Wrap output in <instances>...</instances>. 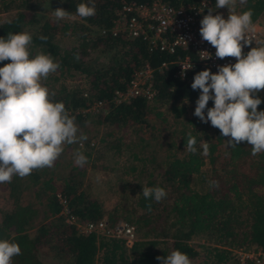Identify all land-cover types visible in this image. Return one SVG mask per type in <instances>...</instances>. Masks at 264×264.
<instances>
[{
  "label": "trees",
  "instance_id": "1",
  "mask_svg": "<svg viewBox=\"0 0 264 264\" xmlns=\"http://www.w3.org/2000/svg\"><path fill=\"white\" fill-rule=\"evenodd\" d=\"M162 1L172 5H187L194 0ZM43 2L44 0H0V12L15 10L10 19L0 22V38H6L9 33L27 32L32 36L30 58L38 53L52 56L60 67L56 75H49L50 83L53 80L57 82L61 76L70 77L73 79L71 82H74V85L67 86L57 83L53 89H48L50 94L54 93L50 97L52 101L63 102L66 110L73 112L86 107L92 100L108 99L112 91L123 87L134 69L144 62L155 67L163 60L170 59L163 53L148 51L144 42L138 38L101 33V30L106 31L111 26L120 0H94V16L60 21H56L53 16H44ZM80 3H88V0H52L55 9L62 8L73 15ZM211 3L214 6L215 0H211ZM236 9L239 13L251 9L254 21L264 14V0H247L245 5L237 4ZM67 32L73 35L74 44L61 48L54 41V36ZM41 36L47 37V40H41ZM99 51L111 53L106 64L102 63L103 66H95L91 61L92 54ZM203 70L207 69L196 68L185 79L179 80L172 76V65H169L154 74L153 85L157 90L154 101H158L157 106H150L143 99L136 98L117 106L111 105L105 115H90L94 120L97 118L96 121L114 128L127 126L128 131H141L135 141H141V145H144L145 134H142L153 133V125L148 121L149 113L167 105L168 115L176 126V139L179 137L168 145L173 151L168 154L170 158L161 171L164 184L161 182L153 185V173L143 166L131 165L129 172L125 170L126 175L132 177L137 173L140 177L145 175L141 180V192L144 185L158 186L167 192V196L157 203L151 199L146 200L139 194L135 201V207L140 211L137 216L119 215L118 206L114 211L124 218L117 217V214L112 216L113 212L103 211L96 199L88 196L82 188L79 189V183L74 177L57 175L62 165L58 159L51 168L33 170L25 178L14 176L11 183H0V195L6 203L0 205V240L17 243L22 253L12 258V264H45L40 259L45 251L59 261V264H160L156 257H166L173 250L187 254L192 260L196 251L189 240L191 236L203 232L216 233L215 245L225 243L238 248H258L264 252V193L258 194L255 191L256 186L264 184V153L253 156L251 146L247 142H241L234 148L225 145L226 152L214 155L216 145L225 144L228 138L223 137L210 122L201 123L193 115L200 90H193L191 83L193 77ZM78 77L81 78L83 87L75 83ZM83 92L86 93L85 96L82 95ZM258 97L262 103L257 110L264 111V90L258 93ZM211 107L213 103L209 101L205 116L207 108ZM163 113L161 110L155 112L154 116L165 122V118L167 120L169 117ZM87 116L89 115H74L75 119ZM205 126L210 131L208 135L204 134L210 139L207 155L211 164L210 175L204 189L196 191L189 187V180L191 175L199 173L203 157L200 156L199 149L195 154L189 153L186 145L188 134L191 133L198 140V135L200 131H205ZM148 148L153 149V146ZM177 151L186 153L178 157ZM210 181L218 182V187L210 186ZM122 183L129 182L123 178ZM58 192L67 199L69 213L76 216L78 221L97 220L106 215L110 223L121 219L139 229L157 221L155 212H164V217L171 219L168 227L170 234H164L170 236L171 247L168 250H158L155 247L158 241L148 239L135 241L125 251L120 241L103 240L93 234L79 235L58 214ZM27 193L30 195L29 200H22V194L27 196ZM166 204L168 207H165ZM148 205L151 206V211L148 210ZM242 223L246 228L238 233L234 229ZM32 227L35 228L30 231ZM238 235L241 237L237 241ZM227 239L228 242L225 241ZM210 250L213 252L214 262L228 259L227 250ZM100 252L98 259L97 253Z\"/></svg>",
  "mask_w": 264,
  "mask_h": 264
},
{
  "label": "clouds",
  "instance_id": "2",
  "mask_svg": "<svg viewBox=\"0 0 264 264\" xmlns=\"http://www.w3.org/2000/svg\"><path fill=\"white\" fill-rule=\"evenodd\" d=\"M237 4L245 5L247 0H215L217 9L227 8L232 14L224 19L209 9L200 21L199 35L215 49V57L235 58L236 63L218 66L216 74L203 70L193 77L191 88L200 90L193 115L201 123L210 122L227 137V147L247 142L256 156L264 153V111L257 110L262 103L258 93L264 90V40H258V46L243 54V47L253 43L248 36L254 30L253 12L249 9L235 14ZM95 14L94 0L78 4L74 15L62 8L52 11L56 21L87 19ZM40 39L46 41L47 37ZM31 43L32 36L27 32L0 38V62L10 61L0 67V183H11L14 176L25 178L33 170L51 168L65 145L87 140V136L77 135L75 117L64 103L53 102L50 97L54 93L42 85L60 65L50 54L38 53L30 58ZM201 53L205 59L211 58L207 52ZM209 101L213 107L207 108L205 116ZM196 144V138L189 133L186 150L195 154ZM201 147V154L207 156L208 142L203 140ZM74 163L83 167L87 157L76 152ZM210 186L218 187V182L210 181ZM140 194L157 203L167 196L158 186L144 187ZM21 254L17 243L0 240V264H12V258ZM156 259L160 264H191L187 254L179 250Z\"/></svg>",
  "mask_w": 264,
  "mask_h": 264
},
{
  "label": "rangeland",
  "instance_id": "3",
  "mask_svg": "<svg viewBox=\"0 0 264 264\" xmlns=\"http://www.w3.org/2000/svg\"><path fill=\"white\" fill-rule=\"evenodd\" d=\"M19 2V0H14ZM213 9V8H212ZM42 10L44 16L51 17L52 11L56 9L52 5V0H44ZM15 10L0 12V22L6 21L12 17ZM264 19V14L261 17ZM54 41L61 48H67L74 44V37L69 32L64 34H56L54 36ZM257 46V44L255 45ZM111 54V53H110ZM109 53L102 51L94 52L91 56L92 64L95 66H100L106 64L107 59L110 56ZM7 62H0V67H3ZM103 66V65H102ZM53 75V74H52ZM56 75V73L54 74ZM73 79L67 76H61L57 82L55 80L50 83L49 79L43 80L42 85L47 87L49 90L58 83L63 85H74L72 83ZM76 84L82 86L81 78H76ZM158 101H152L148 103L150 106H157ZM161 111H164V115L169 118L165 122H162L160 118L155 117L154 113L158 111H152L148 115V121L153 125V133H143L145 134L143 144L141 141L136 142L140 132L128 131L127 126L114 128L112 126L100 123L97 118L95 120L90 116L80 117L81 119H75V123L78 126L79 132L77 135L87 136L86 141L83 142V147H79L77 143L64 146V152L58 158V161L62 162L61 168L57 171L58 176L74 177L77 183H79V189H83L85 193L91 198L96 199L100 205L103 207V211H109L113 215H116L114 211L115 207H119V215H126L134 217L137 216L140 211L135 207V201L138 195L141 193V180L145 178L143 174L141 177L137 174L126 175L125 170L129 172L128 168L131 165H137V167L143 166L145 169L151 171L154 175V184L161 183L163 181L161 177V171L164 170L166 163L169 158L168 154L173 151L171 146H168L171 142L178 140L176 139L175 133V123L173 119L168 115L167 105L159 107ZM186 113V112H185ZM162 115V116H164ZM205 131H200L199 138L197 140V149L200 150V156L203 157V164L200 167L199 173L193 174L189 180V187L196 191H202L206 185V179L208 178L210 163L208 162V157L202 155L201 142L204 140L208 142L210 139L206 138L204 134H209L210 131L207 126L203 128ZM206 132V133H205ZM92 141L93 146H88V142ZM212 141V140H211ZM214 141V140H213ZM125 146V147H124ZM143 146V147H142ZM148 146H153V149H149ZM225 144L216 145L214 150V155L218 156L221 153L226 152ZM76 152L82 153L87 157V163L83 167H79L74 163V156ZM178 157L183 156L185 151H177ZM138 177V178H137ZM126 178L128 184H123L122 179ZM150 179V178H149ZM137 182V185H135ZM61 184V183H60ZM161 184H164L163 182ZM61 186V185H60ZM146 187V185H144ZM143 187V186H142ZM255 191L258 194L264 193V184L255 187ZM30 195L27 193L22 194V200H29ZM6 204L5 199L2 200V195H0V205ZM168 207V204L165 205ZM117 217H121L119 215ZM41 216V215H40ZM164 212L156 213V222L149 223L146 226H141L139 229H135L137 240H148L155 239L158 243L155 245L156 249H170L172 241L170 234L169 224L171 219L164 217ZM105 218L106 215H104ZM124 218V217H121ZM129 219V218H128ZM35 227H32L30 231H33ZM246 226L244 223L239 224L236 229L238 233H241ZM241 236H237V241ZM229 239L225 240L228 242ZM216 233H199L191 236L189 243L194 249H197L198 255L196 259L191 260V264H236V259L234 258L233 249L237 246L226 245L225 243H220L215 245ZM213 248H222L227 250L226 255L228 259L221 261L219 263L213 261L212 251ZM43 252V251H41ZM101 255L97 253V258L99 259ZM53 257L48 251L42 253L40 259L45 264H59V261L51 259ZM97 260V259H96ZM55 261V262H53ZM66 264V263H64ZM252 264V263H247ZM264 264V262L262 263Z\"/></svg>",
  "mask_w": 264,
  "mask_h": 264
},
{
  "label": "built area",
  "instance_id": "4",
  "mask_svg": "<svg viewBox=\"0 0 264 264\" xmlns=\"http://www.w3.org/2000/svg\"><path fill=\"white\" fill-rule=\"evenodd\" d=\"M209 9L212 10L211 0H194L187 5H172L162 0H120L111 26L106 31L101 30V33L138 38L144 42L148 51L163 53L170 59L163 60L155 67L144 62L134 69L123 87L112 91L108 99L92 100L86 107L73 112L67 110L69 114L105 115L111 105L117 106L136 98L151 103L157 95L153 85L154 74L169 65H172V76L183 80L196 68H205L216 74L218 66L235 64V58H216L215 49L199 35L200 21L208 14ZM223 18L227 19L228 16ZM253 24L254 30L248 33L253 43L243 47L244 55L255 47L258 40H264V19L255 20ZM201 52H207L211 58L205 59ZM82 95L85 96L86 93L83 92ZM77 145L82 148L83 142H78ZM87 145L93 146V142L90 141ZM56 198L60 205L58 214L64 217L65 223L71 225L77 234H93L103 240L120 241L125 251L137 241L133 224L121 219L110 223L104 216L97 220L78 221L76 216L69 213L67 199L59 192L56 193ZM232 252L236 264L264 262V252L258 248L240 247L233 249Z\"/></svg>",
  "mask_w": 264,
  "mask_h": 264
},
{
  "label": "crops",
  "instance_id": "5",
  "mask_svg": "<svg viewBox=\"0 0 264 264\" xmlns=\"http://www.w3.org/2000/svg\"><path fill=\"white\" fill-rule=\"evenodd\" d=\"M214 7V8H213ZM212 11H213V15H216V14H220L222 17H225V16H228V15H231L232 13L231 12H228V9L227 8H221V9H217L216 8V6L214 5H212ZM235 14H240L239 13V11L237 10V9H235ZM263 16V14L260 16V17H258L257 19H255V20H261L262 17ZM254 20V21H255ZM253 21V22H254ZM197 249H195V251H196ZM198 255V253H197V251H196V256ZM196 256L194 257V259H196ZM195 264L197 263V262H194Z\"/></svg>",
  "mask_w": 264,
  "mask_h": 264
}]
</instances>
